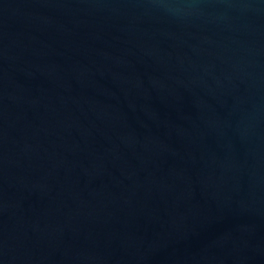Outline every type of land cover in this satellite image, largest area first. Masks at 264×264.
Instances as JSON below:
<instances>
[{"label":"water","instance_id":"water-1","mask_svg":"<svg viewBox=\"0 0 264 264\" xmlns=\"http://www.w3.org/2000/svg\"><path fill=\"white\" fill-rule=\"evenodd\" d=\"M0 264H264V0H0Z\"/></svg>","mask_w":264,"mask_h":264}]
</instances>
